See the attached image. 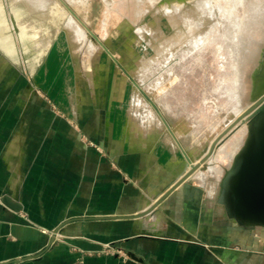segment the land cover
<instances>
[{
    "label": "rangeland",
    "instance_id": "374dc122",
    "mask_svg": "<svg viewBox=\"0 0 264 264\" xmlns=\"http://www.w3.org/2000/svg\"><path fill=\"white\" fill-rule=\"evenodd\" d=\"M64 1L115 59L59 0H0V17L7 26L0 40L12 41L15 51L7 55L0 47L15 62L0 53V94L8 105L18 92L23 97L30 90L37 105L46 101L66 118L82 121L89 108V122L97 127L129 119L133 142L142 145L154 138L164 154L170 147L163 141L178 151L163 167L165 175L186 162L183 151L196 165L207 156L188 181L205 188L215 223L239 226L222 212L220 184L237 154V140L248 136L247 122L226 130L248 108L246 77L264 50V21L254 16L249 1L214 0L213 19L207 12L201 24L184 18L188 24L182 23L180 30L176 24L171 27V18L187 13L198 0H184L183 10L177 0ZM258 2L264 5V0ZM234 30L245 40L243 55L234 50ZM211 163L217 167L210 169ZM115 250L126 255L120 247Z\"/></svg>",
    "mask_w": 264,
    "mask_h": 264
},
{
    "label": "crops",
    "instance_id": "0c3cea01",
    "mask_svg": "<svg viewBox=\"0 0 264 264\" xmlns=\"http://www.w3.org/2000/svg\"><path fill=\"white\" fill-rule=\"evenodd\" d=\"M12 98L0 94V264H264V229L215 223L204 187L156 207L180 178L163 174L167 142L168 155L134 143L129 119L97 127L89 108L80 121L30 90Z\"/></svg>",
    "mask_w": 264,
    "mask_h": 264
},
{
    "label": "water",
    "instance_id": "95a60500",
    "mask_svg": "<svg viewBox=\"0 0 264 264\" xmlns=\"http://www.w3.org/2000/svg\"><path fill=\"white\" fill-rule=\"evenodd\" d=\"M59 1L89 32L90 36L104 47L109 56L115 59L98 35L80 19L72 8L64 0ZM11 19L15 25L13 14H11ZM15 30L17 33L19 32L17 25H15ZM0 53L15 64L1 49ZM262 55L263 58L260 63L256 64L257 67L246 77L249 91L244 97V103L248 108L226 130L230 131L240 122H247L248 136L243 147L236 154L232 165L225 170L224 178L220 184L222 212H225L230 220L243 228H264V50ZM216 143H214V146ZM213 147L209 154L212 152ZM183 156L186 159V164L184 169L181 172L179 171L178 175L180 178L177 179L164 197L157 202L156 207L172 192L188 181L207 159L206 156L200 163L193 165V160L184 151ZM190 164L192 165L190 166ZM185 167H190V169L186 170ZM4 203L15 212L23 210L21 205L13 203L9 197H5ZM133 260L136 261V258H133Z\"/></svg>",
    "mask_w": 264,
    "mask_h": 264
},
{
    "label": "bare ground",
    "instance_id": "6f19581e",
    "mask_svg": "<svg viewBox=\"0 0 264 264\" xmlns=\"http://www.w3.org/2000/svg\"><path fill=\"white\" fill-rule=\"evenodd\" d=\"M189 2H191V0H188ZM205 1H207V0H198L197 2H195L194 4H193V6L192 7H190V9L188 10V12L187 13H184L183 12V14L181 15V14H179L178 16L175 14V16H177V18H179V20H176L174 17H172L171 18V27H173L174 26V24H176L177 26H178V29H179V26L183 23V24H188V23H190V21L193 19V22H194V24H201V23H199L200 22V20L201 19H203V20H206L205 18H204V13H209V16L211 17V16H213L214 15V12H216V11H214V9H212L211 8V6H210V2H212V1H214V0H208L207 2H205ZM238 1H241V0H238ZM249 1V4L251 5V7H252V12L254 13V16L255 17H259L260 18V20L262 19V21H264V5L261 3L260 4V2H258V0L254 3L253 2V0H248ZM177 2H179V6L180 7H182V9L181 10H183V8L184 7H186V6H184L185 5V2H187V0L184 2V0H180V1H178L177 0ZM188 2V3H189ZM184 4V5H183ZM187 4V3H186ZM177 5V4H176ZM184 6V7H183ZM178 10H180V9H178ZM177 10V11H178ZM180 10V11H181ZM173 11V10H172ZM174 12V11H173ZM184 18H186L187 19V21H189L188 23H186V22H184L185 20H183ZM212 19L214 18V17H211ZM211 18L209 19V20H211ZM211 22V21H210ZM231 22V21H230ZM233 22V21H232ZM209 23V22H208ZM227 23V22H226ZM227 24H229V21H228V23ZM206 25V24H205ZM204 25V26H205ZM226 27H228V25L226 26ZM5 28H7V26L4 24V22L2 21V18L0 17V34H2L3 35V32H4V30H5ZM237 28V27H236ZM180 30V29H179ZM235 30H237V29H235ZM234 30V32H235V35L232 37V40H233V42H235L234 44H235V46H234V50H235V52L236 53H238V55L239 54H241V55H243L244 53H245V40L243 39V37H241V36H239V33H237L236 31ZM233 31V30H232ZM228 32V31H227ZM233 32V33H234ZM229 33V32H228ZM1 36V35H0ZM227 37H228V34H227ZM231 37V36H230ZM229 38V37H228ZM11 39V38H10ZM1 42H0V47L2 48V49H4L5 51H6V54L7 55H12V53H14L15 51H14V46H13V42L12 41H8L7 40V38H5V39H3V40H0ZM263 56V55H262ZM263 58V57H262ZM261 58V59H262ZM261 61V60H260ZM237 82V81H236ZM238 96V95H237ZM237 105H239V104H237ZM238 107V106H237ZM240 107V106H239ZM235 111H236V109H235ZM234 113V112H233ZM241 116V115H240ZM239 116V117H240ZM238 119V118H237ZM239 141V139L237 140V145H235V147H237L236 148V151H237V153L241 150V148L243 147V145H244V143H245V140L244 141H242V139L240 140V142H238ZM234 145V144H233ZM210 146V145H209ZM209 148V147H208ZM207 151H208V149H207ZM206 151V152H207ZM225 150H223L222 152H220L219 154H221V153H226V152H224ZM205 154H207V153H205ZM225 155V154H224ZM234 155V154H233ZM203 156H205V155H203ZM229 156V155H228ZM236 157V156H235ZM203 158V157H202ZM217 158L218 157H214V160H215V163H216V161H217ZM233 158V157H232ZM214 160H212V161H214ZM231 160V159H230ZM233 161L234 160H232V161H230L229 162V165H231L232 163H233ZM185 164H186V162L185 163H181V164H176L174 167H172V169H171V172H170V175H171V177L172 178H175V177H178V176H176V175H178L179 174V171L181 172L182 171V169H184V166H185ZM193 165H196V163H195V161H193V163H192ZM192 164H190V166L192 165ZM217 164V163H216ZM203 165V164H202ZM218 165V164H217ZM217 165H215L214 163H211L210 165H209V168L211 169V168H216L217 167ZM221 165V164H220ZM207 168V167H206ZM200 169V168H199ZM198 169V170H199ZM221 169V168H220ZM197 170V171H198ZM196 173V172H195ZM194 173V174H195ZM214 173V172H213ZM193 174V175H194ZM192 175V176H193ZM191 176V177H192ZM190 177V178H191ZM189 178V179H190ZM188 179V180H189Z\"/></svg>",
    "mask_w": 264,
    "mask_h": 264
},
{
    "label": "built area",
    "instance_id": "2783aa9c",
    "mask_svg": "<svg viewBox=\"0 0 264 264\" xmlns=\"http://www.w3.org/2000/svg\"><path fill=\"white\" fill-rule=\"evenodd\" d=\"M113 253H115V252H113ZM124 257H126V255H123Z\"/></svg>",
    "mask_w": 264,
    "mask_h": 264
}]
</instances>
